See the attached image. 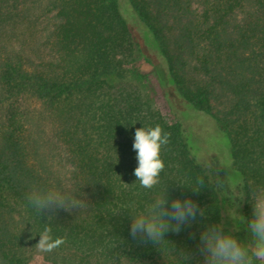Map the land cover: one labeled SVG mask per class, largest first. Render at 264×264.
<instances>
[{
    "label": "trees",
    "instance_id": "trees-1",
    "mask_svg": "<svg viewBox=\"0 0 264 264\" xmlns=\"http://www.w3.org/2000/svg\"><path fill=\"white\" fill-rule=\"evenodd\" d=\"M128 1L179 95L227 138L242 183L231 188L217 158L195 155L185 130L194 131L171 105L166 114L152 107L146 76L132 70L147 59L118 0H0L2 264H28L45 227L64 240L45 253L52 264H182L181 254L183 264H203L200 234L214 224L251 239L249 186H264V0ZM156 125L170 139L161 185L149 190L134 176L133 143L137 128ZM60 154L83 203L40 215L25 194L33 184L68 189ZM198 177V189L186 185ZM163 185L169 204L190 199L198 211L161 248L133 238L128 209H143Z\"/></svg>",
    "mask_w": 264,
    "mask_h": 264
},
{
    "label": "clouds",
    "instance_id": "clouds-1",
    "mask_svg": "<svg viewBox=\"0 0 264 264\" xmlns=\"http://www.w3.org/2000/svg\"><path fill=\"white\" fill-rule=\"evenodd\" d=\"M169 139L170 134L165 133L159 125L135 130L133 149L136 152L138 166L134 170V176L140 187L151 190L161 185L160 174L165 167L161 150L169 143ZM202 183L203 178L198 177L195 184L186 185L198 189ZM165 188L166 185L160 187L143 209H128L131 213L130 234L133 238L139 236L161 248L166 244L165 233L169 230L178 233L181 225L189 224L194 220L198 211L197 205L190 199L182 201L177 198L171 200L169 204ZM249 188L252 217L247 221V227L251 239L240 241L231 232H225L222 224L207 227L199 238L200 252L204 257L203 264H264V186H249ZM243 196L244 193L239 198L242 199ZM25 199L40 215L45 210L52 212L58 209L77 210L83 203L67 188H44L35 184L29 187ZM231 211L233 219L238 217L243 221L242 217L236 215L235 207ZM171 221H175V224ZM39 236L40 239L35 247L40 252L50 253L64 243L62 238L53 239L49 227H45ZM170 253L173 254L171 251ZM180 259L183 264L186 257L181 254Z\"/></svg>",
    "mask_w": 264,
    "mask_h": 264
},
{
    "label": "rangeland",
    "instance_id": "rangeland-1",
    "mask_svg": "<svg viewBox=\"0 0 264 264\" xmlns=\"http://www.w3.org/2000/svg\"><path fill=\"white\" fill-rule=\"evenodd\" d=\"M125 2L126 5L123 7L121 0H118L119 10L127 21L139 45V49L145 55L148 63L141 60L133 65L132 70L146 76L147 80L142 83L141 87L144 93L149 96L152 107L166 114V109L168 107L167 103L171 105L172 108L180 114L181 118L186 120L188 129L194 131L192 133L196 135L195 138L192 139V133L185 130L195 155L200 160L202 157L201 154L208 155L209 159L217 158L219 167L229 186L235 188L240 185L242 183V176L232 167L230 147L227 138L217 128L215 121L210 116L195 109L179 95L169 77L166 61L160 54L152 34L134 15L129 1L125 0ZM196 7L197 6L194 8ZM129 17L133 18L137 26L142 30L140 34H137L135 31ZM152 68L154 69V73L152 72ZM130 80H132V78ZM161 91L165 95L166 101ZM43 138H46L45 135H43ZM56 164V167L59 169L61 176L64 178L70 190L71 181L69 180V176L72 169L71 165L61 154L57 156ZM28 264H52V262L46 258L44 252H40L36 248L32 251Z\"/></svg>",
    "mask_w": 264,
    "mask_h": 264
}]
</instances>
